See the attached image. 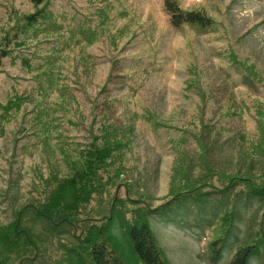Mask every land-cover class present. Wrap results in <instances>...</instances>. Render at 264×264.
<instances>
[{"label":"trees","instance_id":"16d2710c","mask_svg":"<svg viewBox=\"0 0 264 264\" xmlns=\"http://www.w3.org/2000/svg\"><path fill=\"white\" fill-rule=\"evenodd\" d=\"M54 1L31 0L30 10L12 7L0 33V66L6 58L13 63L19 61L39 88L38 97L17 91L6 94V100L0 102V139L6 133V124L15 122L14 143L22 130L38 136L46 146L48 161V172L41 165L36 169L39 178L33 182V189L37 193L15 208L13 219L0 223V264H13L14 257L20 260L18 264H34L40 250L37 220L65 249L54 258V264H172L151 219L177 211L172 205L179 199L203 209L211 199L220 200V207L223 202L227 204L221 212L214 210L205 224L207 235L211 232L212 237L207 239L204 251L214 262L221 257L244 210L257 203L246 236L232 252L229 264H252L253 257L264 264V101L256 98L252 104L257 136L238 152L243 160L259 159V166L243 162L233 170L214 156L225 145V120L230 122L238 113L234 104L244 103L232 88L235 100L224 107L218 92L202 85L199 77H189L187 87L197 89L202 97L198 120L189 125L143 107L137 117L145 118L154 130L175 133L168 137L172 155L169 191L162 196L137 194L127 177L137 147V129L134 122L123 121L115 114L107 94L91 109L90 120L85 114L81 118L88 122L87 140L71 142L70 134L64 131L59 113L67 116L77 101L76 86L68 78L73 73L75 81L84 86L82 78L91 75L93 67L88 48L100 40L103 30L88 19L60 15ZM163 7L170 25L182 32L190 28L215 39L226 37V25L202 1L185 5L183 0H164ZM100 14H105L104 10ZM107 15L101 22L105 23ZM216 47L218 56L228 55L244 71L246 80L258 77L255 63L242 62L231 45ZM211 99L219 105L211 110L213 120H205ZM218 112L219 119L215 115ZM27 151L32 153L31 149ZM153 199L160 202L154 204ZM62 233L70 234L72 242H64ZM32 250L35 252L30 255Z\"/></svg>","mask_w":264,"mask_h":264},{"label":"rangeland","instance_id":"374dc122","mask_svg":"<svg viewBox=\"0 0 264 264\" xmlns=\"http://www.w3.org/2000/svg\"><path fill=\"white\" fill-rule=\"evenodd\" d=\"M55 1L54 9L60 15L88 19L103 30L100 40L88 48L93 67L91 75L85 74L88 79L87 76L82 78L84 86L75 81L73 73L68 78L76 86L77 101L73 111L70 110L67 116L59 113V118L66 128L64 131L70 134L71 142L88 139V122H82L81 118L85 114L90 120L91 109L107 94L116 108L115 114L123 121L134 122L137 129V147L127 172L133 191L156 196L166 194L170 188L172 165L168 137L175 132L154 130L136 113L148 106L175 123L189 125L197 121L202 97L197 89H189L186 82L193 76L199 77L202 85L218 92L224 107L235 100L232 89L244 100L243 104H234L237 115L223 124L225 145L216 151L215 159L229 170L243 162L259 166V159L243 160L239 153L257 136L252 104L256 98L264 101V0H183L185 5L199 1L208 5L226 25V37L221 39L190 28L182 32L171 26L164 12V0ZM12 7L30 10L32 2L0 0V33ZM101 10L108 14L105 23L101 22L105 15L100 14ZM220 44L231 45L242 62L255 63L258 77L246 80L244 71L233 64L228 55L218 56L216 46ZM234 82L236 85L231 87ZM38 90L36 80L19 61L13 63L11 59H5L4 65L0 66V102L6 100L9 92L33 93L38 97ZM209 104L205 120H213L214 110H211L219 102L211 99ZM220 112L215 113L216 118ZM14 123L6 124V133L0 139V223L13 219L15 208L37 193L33 189V182L39 178L36 169L41 165L43 171L48 172L45 144L38 136L25 134L24 130L18 132L19 139L15 144L17 125ZM182 200L172 205L177 210L174 213L170 211L168 215H155L151 219L153 231L169 260L172 264H229L232 252L246 236L250 214L257 203L244 210L236 230L221 250V257L214 262L204 251L207 239L212 237V233L207 235L205 224L214 210L221 212L227 204L223 202L220 207V200L211 199L203 209L190 204L192 201L182 203ZM152 202L156 204L160 200L153 199ZM37 222L40 250L34 264H54V258L61 256L65 249L56 242L55 235L40 225V220ZM61 238L67 243L73 239L64 233ZM262 253L264 258V249ZM12 262L18 264L20 260L14 257ZM251 262L259 264V259L253 257ZM24 264H28L27 261Z\"/></svg>","mask_w":264,"mask_h":264},{"label":"bare ground","instance_id":"6f19581e","mask_svg":"<svg viewBox=\"0 0 264 264\" xmlns=\"http://www.w3.org/2000/svg\"><path fill=\"white\" fill-rule=\"evenodd\" d=\"M206 229V228H205ZM211 233V232H210ZM207 236V235H206ZM208 241V240H207ZM206 244V243H205ZM208 245V244H207ZM218 260V259H217Z\"/></svg>","mask_w":264,"mask_h":264}]
</instances>
